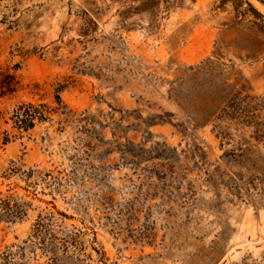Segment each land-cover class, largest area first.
I'll return each instance as SVG.
<instances>
[{
	"label": "rangeland",
	"instance_id": "1",
	"mask_svg": "<svg viewBox=\"0 0 264 264\" xmlns=\"http://www.w3.org/2000/svg\"><path fill=\"white\" fill-rule=\"evenodd\" d=\"M0 264H264V1L0 0Z\"/></svg>",
	"mask_w": 264,
	"mask_h": 264
},
{
	"label": "trees",
	"instance_id": "2",
	"mask_svg": "<svg viewBox=\"0 0 264 264\" xmlns=\"http://www.w3.org/2000/svg\"><path fill=\"white\" fill-rule=\"evenodd\" d=\"M262 1H264V0H262ZM10 79H11V84L8 85L7 92L12 94L16 90V82H14L15 79L13 77H10ZM27 116H28V114H26V117ZM34 119H35V117L33 116V114H30L25 120L23 118L21 120V122H23L25 124L26 128H30V127L34 126V124H33ZM7 142H8V140H5V143H7Z\"/></svg>",
	"mask_w": 264,
	"mask_h": 264
}]
</instances>
